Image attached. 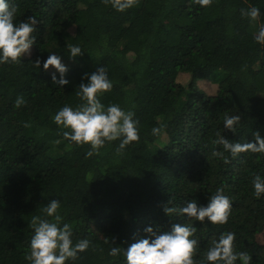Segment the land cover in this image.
Wrapping results in <instances>:
<instances>
[{"label": "trees", "instance_id": "trees-1", "mask_svg": "<svg viewBox=\"0 0 264 264\" xmlns=\"http://www.w3.org/2000/svg\"><path fill=\"white\" fill-rule=\"evenodd\" d=\"M9 3L17 7L14 23L31 16L38 23L32 54L0 64V264H30L31 219H50L42 209L52 200L60 202L61 226L72 225L73 244L90 242L66 264H126L127 248L150 239L146 228L159 234L188 223L197 229V262L213 240L232 232L234 250L247 252L250 264H264V194L257 198L253 188L255 176L264 179V154L233 157L213 143L220 136L233 143L252 142L255 132L264 137V44L254 39L264 24V0H212L209 7L138 0L124 12L102 0ZM252 7L260 10L256 21L241 15ZM51 39L59 43L53 53L69 64L63 86L59 73L43 69ZM68 45L79 46L81 55L70 58ZM100 67L112 89L99 101L134 112L138 121L140 139L122 155L114 141L89 157L90 145L65 140L67 129L54 123L62 107L82 103L76 91ZM180 73L190 75L186 85L177 82ZM206 79L217 85L214 95L198 88ZM20 96L26 103L17 108ZM225 115L240 116L234 132L224 128ZM161 125L162 134L153 136ZM221 187L232 205L223 225L163 211L168 201L206 206ZM113 246L118 256L108 254Z\"/></svg>", "mask_w": 264, "mask_h": 264}, {"label": "clouds", "instance_id": "clouds-1", "mask_svg": "<svg viewBox=\"0 0 264 264\" xmlns=\"http://www.w3.org/2000/svg\"><path fill=\"white\" fill-rule=\"evenodd\" d=\"M105 5H111L118 12H124L134 7L138 0H102ZM200 7H209L212 0H194ZM17 7L9 3V0H0V64L19 63L21 57L30 56L31 48L35 42L33 33L38 21L35 17H29L24 22L14 23ZM241 15L248 17L251 21H256L260 16V10L252 7L248 10H241ZM255 42L264 44V24L259 26L255 34ZM70 58L81 55L79 46L68 45ZM40 67V60L33 64ZM55 69L61 76L59 84L61 86L68 83L63 79L67 72L66 66L61 58L55 53L49 54L43 63V69ZM87 83L81 82L76 96L82 101L76 108L65 105L54 115V123L67 129L63 131V138L76 145H90L91 150L87 156L99 154L98 150L103 148L106 142L120 141L116 149L117 155H122L124 149L138 142L139 131L138 121L134 120V112L125 111L117 104H110L105 107L98 99L101 93L109 92L112 83L107 77V72L100 67L91 75L85 74ZM56 82V76H52ZM26 101L22 96L17 97L15 107L19 108ZM240 121L239 115H225L223 119L224 128L234 132L235 125ZM29 127V124H25ZM164 126L153 127L151 134L159 136L162 134ZM214 144L223 146L233 157L240 153L251 152L264 154V137L259 132L253 133V141L248 143H233L222 136L213 141ZM214 156H223V153L213 152ZM225 163L230 161L224 158ZM254 195L259 198L264 194V179L255 176L253 179ZM170 201H168L169 205ZM165 205L163 211L166 216H186L189 220L204 222L207 220L212 225H223L227 223L231 213V201L224 194L223 187L217 188L214 195L209 198L206 206H198L192 200L184 207H169ZM60 202L52 200L42 209L46 217L33 216L31 227L34 234L30 241V248L25 255V259L30 264H66V261L76 260L78 254L86 251L90 242L82 239L73 244V229L69 223L62 222V216L58 214ZM192 224H175L170 231L159 233L152 227L145 229L150 239H139L131 244L124 252L126 264H236L239 260L241 264H250L251 257L247 252L237 253L234 250L235 234L224 233L218 240H213L210 246L203 253V259L197 262L194 257L197 254L198 240L192 238L196 232ZM107 242V239H106ZM114 244V240L112 241ZM120 247L113 246L109 251L110 256H118Z\"/></svg>", "mask_w": 264, "mask_h": 264}, {"label": "rangeland", "instance_id": "rangeland-1", "mask_svg": "<svg viewBox=\"0 0 264 264\" xmlns=\"http://www.w3.org/2000/svg\"><path fill=\"white\" fill-rule=\"evenodd\" d=\"M59 48V43L55 39H51L47 45L45 46L46 51L53 53L54 50ZM32 54V49L30 50ZM29 57V56H24ZM62 63L66 66V68H69V64L66 60H62ZM49 74H56L58 72L55 71V69H52L51 67L47 70ZM177 82L183 85H186L190 80V75L187 73H180L177 76ZM198 88L203 91L206 95H214L217 90V85L212 82V79H206V80H200L197 82Z\"/></svg>", "mask_w": 264, "mask_h": 264}]
</instances>
